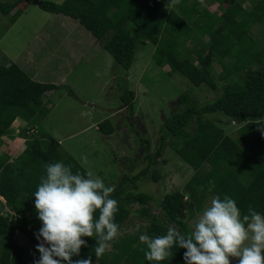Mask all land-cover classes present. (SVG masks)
<instances>
[{
  "label": "trees",
  "instance_id": "trees-1",
  "mask_svg": "<svg viewBox=\"0 0 264 264\" xmlns=\"http://www.w3.org/2000/svg\"><path fill=\"white\" fill-rule=\"evenodd\" d=\"M243 1L209 0L218 6L227 4L220 7L219 15L207 8L198 9L199 0H180L174 6H170V0H64L60 4L48 0L0 1L5 15L17 7L13 14L17 16L28 5H36L78 21L112 56L120 90L118 99L130 112L128 118L133 114L135 91L128 88L124 75L138 47L147 43L154 45L155 64L169 68L167 74L178 73L193 87L204 84L218 91L215 100L200 106L191 102L188 91L180 94L176 102L183 109L165 118L151 153V139L136 131L148 164L136 175L124 173L113 185L111 198L118 201L115 222L119 229L129 217L136 216L146 222L144 234L149 237L166 234L171 225L188 234L193 230L189 218L203 210L204 200L211 194L234 199L242 215L248 214L249 206L264 215V136L257 130L258 120L264 118V45L248 34L253 25H264V0H248L249 9L241 4ZM188 40L195 41L202 50L195 58L197 64L186 52ZM214 61L220 71L213 69ZM18 63H0V137H11L8 128L16 118L33 124L37 113L46 112L45 95L59 88L58 83L34 80ZM191 118H195V125ZM104 121L98 130L109 135L114 127L109 120ZM232 121L239 125L235 138L223 129ZM18 135L24 139L21 153L14 158L11 152L0 153V264L27 263L25 249L15 233L29 240L36 250L34 233L41 222L33 194L45 175V164L63 162L71 166L73 173L87 171L71 155L63 157L59 141L48 132L37 129L27 134L22 129ZM165 145L195 173L183 190L164 194L157 201L163 220L152 211L154 198L136 187L137 181L146 177L158 180L160 173L153 166ZM209 181L215 182L211 192ZM1 198L11 215L3 213ZM83 239L87 246L73 260L91 256L93 264H154L146 260V246L137 236L115 239L110 242L115 252L107 250L98 258L95 238ZM185 251L173 247L172 257L161 264H185Z\"/></svg>",
  "mask_w": 264,
  "mask_h": 264
},
{
  "label": "rangeland",
  "instance_id": "rangeland-1",
  "mask_svg": "<svg viewBox=\"0 0 264 264\" xmlns=\"http://www.w3.org/2000/svg\"><path fill=\"white\" fill-rule=\"evenodd\" d=\"M0 1L8 3L15 0ZM48 1L57 4L64 2ZM199 1L198 9L207 8L218 15L220 7L227 5L224 3L218 6L209 0ZM248 2L246 0L241 4L249 9L251 3ZM16 10L17 7L6 15L0 10V63L8 65L19 62V66L34 80L58 83L59 88L45 95L46 112L37 113L33 124L19 118L14 120L8 128L11 137H0V153L11 152L12 158L21 153L24 139L18 133L26 124L28 134L36 133L37 129L48 132L59 141L63 157L71 155L87 171H93L106 185L113 186L122 179L124 173L136 175L148 164L136 131L142 137L151 139V153L159 141V127L165 118L172 111L183 109L176 102L180 94L188 91L191 102L196 106L217 97L218 91L207 85L193 87L187 78L178 73L167 74L169 68L155 64L154 45L147 43L138 47L124 75L128 88L135 91L133 114L128 118L130 112L121 106L118 99L120 90L114 60L100 42H96L72 18L43 11L35 5H28L17 16L13 15ZM248 34L251 39L264 45L263 24L253 25ZM185 47L188 55L194 59V64H197L195 58L202 51L198 44L188 40ZM194 48L196 51L192 50ZM212 67L215 71L221 69L216 61ZM216 82L222 84L218 79ZM194 119L191 118L192 125H195ZM104 120H109L114 127L109 135L98 130L105 123ZM238 127L232 121L224 125L223 129L235 138L238 136ZM154 168L160 173L158 180L154 181L150 177L138 180L136 190L150 194L154 198L151 201L153 213L166 220L159 214L157 201L164 194L183 190L195 171L177 158L168 145H165ZM153 169H150V173ZM213 196L211 194L204 200L203 209L210 204ZM186 198L190 199L187 195ZM1 205L3 213L11 215L4 200ZM201 212L189 218L188 224L192 229ZM145 224L144 220L136 216L129 217L128 222L119 229L116 239L129 236H137L139 239L144 234ZM14 237L25 249L26 264H34L39 259L34 246L19 233H15ZM108 251L115 252V249L110 246ZM232 264H237V261L233 259Z\"/></svg>",
  "mask_w": 264,
  "mask_h": 264
},
{
  "label": "clouds",
  "instance_id": "clouds-1",
  "mask_svg": "<svg viewBox=\"0 0 264 264\" xmlns=\"http://www.w3.org/2000/svg\"><path fill=\"white\" fill-rule=\"evenodd\" d=\"M179 3L180 0H170V6ZM25 125L21 128L28 134ZM257 126L264 136V118L258 120ZM44 167L45 175L33 194L37 219L41 222L34 233L39 253L34 264H93L91 256L72 258L87 246L83 237L95 238L97 258L117 238L119 225L115 217L119 205L111 198L114 186L106 185L91 170L73 173L71 166L63 162ZM214 187L215 182L209 181L208 191ZM139 241L146 246V260L154 264L172 257L173 247L186 250L185 264H232L233 259L237 264H264V215L251 206L248 214L242 215L234 199L216 195L202 210L190 233L171 225L166 234L155 237L141 234Z\"/></svg>",
  "mask_w": 264,
  "mask_h": 264
},
{
  "label": "crops",
  "instance_id": "crops-1",
  "mask_svg": "<svg viewBox=\"0 0 264 264\" xmlns=\"http://www.w3.org/2000/svg\"><path fill=\"white\" fill-rule=\"evenodd\" d=\"M36 6V5H35ZM9 14V13H8ZM13 17V15H11ZM185 163V162H184ZM186 164V163H185Z\"/></svg>",
  "mask_w": 264,
  "mask_h": 264
}]
</instances>
